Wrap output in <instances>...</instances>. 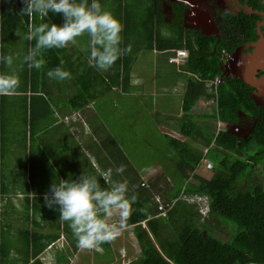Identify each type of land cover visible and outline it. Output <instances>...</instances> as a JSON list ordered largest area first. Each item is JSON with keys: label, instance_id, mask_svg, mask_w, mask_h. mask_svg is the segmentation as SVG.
<instances>
[{"label": "trees", "instance_id": "1", "mask_svg": "<svg viewBox=\"0 0 264 264\" xmlns=\"http://www.w3.org/2000/svg\"><path fill=\"white\" fill-rule=\"evenodd\" d=\"M120 1L121 9L129 13L133 0ZM241 1L254 10L264 11L263 0ZM88 2L90 4L91 0ZM163 2L164 0L134 1L136 5L146 7L143 20L138 21L139 23L135 21L134 25L139 29L141 26L146 29L142 36L147 39L150 49H186L187 61L184 69L193 75H190L183 95L184 122L180 128L181 136L168 135L166 143H162L161 149L155 154L159 161L167 163L168 171L165 174L150 173L147 176L149 186L146 187L143 181L145 178L136 174V164L129 155L126 140L118 139V167L125 166V163L129 165L121 176H125L124 182L128 185L129 195H137V202L132 205L133 214L126 225L131 226L135 232L141 253L129 264H264V183L255 180L251 173L255 163L263 164L264 172V106L257 105L252 97L256 89L240 78L224 77V81L211 93L215 99L214 119L221 123L218 131L204 135L190 117L200 96L206 95L208 82L221 72L222 51L234 53L238 46L256 41L259 38L257 24L262 17L257 13L248 14L244 10L230 14L229 17L225 15L222 33L217 36L186 28V4L181 1L173 4L168 21L162 9ZM24 7V0H0V56H12V65L15 63L18 68L10 73L12 65L8 66L0 61V74H21L18 86L20 90L16 89L11 96H0V161L5 159L2 153L6 143L4 136H10L9 117L20 116L25 127L20 133L10 136L13 143H33L39 136L44 144L42 135L48 133L46 124L50 115L54 118L53 106L67 108L55 101L51 94V86L59 84L61 87L62 81L49 79L46 75L55 66V61L60 62L63 59L62 51L65 49L44 50L46 71L29 69L23 59L29 47L35 44V41L22 39V35L27 34L29 23L62 24V16L49 13L45 21L39 16L29 18L20 14ZM126 18L129 26L130 14ZM164 27L170 30V35L163 34L161 30ZM19 37L22 46L20 45L17 56H13L9 49ZM139 42L137 37V43ZM260 74H264V66L261 67ZM69 80L74 84L79 81L76 78L65 81ZM126 82L125 78L120 79L124 90L129 88L125 86ZM81 97L83 93L78 91L68 101L67 106L89 105L95 99L93 94L84 95V99H80ZM240 110L254 122L246 137L229 131L246 124L243 116L239 114ZM18 135H22V139H18ZM196 143L206 147L205 157L213 162L209 172L203 169L201 161L204 155L195 150ZM30 148H33V144ZM44 166L46 167V163ZM188 168L193 177L188 175ZM32 170L31 164L30 174L27 173L29 178ZM63 175L65 180H69L67 174ZM96 177L100 180L101 187H107L100 178V173ZM244 179L249 181L248 186L241 187ZM8 180V184L12 186L18 182L14 175L12 178L8 177ZM54 182H61L59 175L56 179H51L50 188ZM33 188L34 199H42L45 193H50V188H43V192L40 187ZM9 189L4 182L0 191L2 195L7 194L6 197L3 196L7 204L0 203V264H44L39 255L48 244L43 242L47 236L39 230H31L30 225L18 227L14 233L9 226L8 211L10 208L15 211L11 200L15 190ZM157 194L162 196L167 207L165 215L159 208ZM194 194L208 196L210 210L207 216L199 212L197 204L194 208L185 199V196ZM27 201L29 204L30 197H27ZM140 208L146 209V213H140ZM219 220L234 227L228 240L213 233V221ZM35 222L39 224L38 221ZM144 222L146 226L143 225ZM7 231L12 232L6 235ZM58 237L59 234L55 233L46 239L50 241ZM73 248L78 250L77 243H74ZM16 250L18 255H14Z\"/></svg>", "mask_w": 264, "mask_h": 264}, {"label": "crops", "instance_id": "2", "mask_svg": "<svg viewBox=\"0 0 264 264\" xmlns=\"http://www.w3.org/2000/svg\"><path fill=\"white\" fill-rule=\"evenodd\" d=\"M134 1L138 0H133L129 13H125L121 9L120 0H98L104 10L112 13L123 25L121 47H126L129 44L132 46L131 53L118 59L109 70L99 71L89 66L88 56L90 51L88 47L89 37L87 34L77 38L75 45L62 51L63 65L55 61L56 64L53 68L62 66L71 73L72 78L79 79V81L77 84H74L69 80L64 81L61 87L59 84L51 86L53 99L58 103L64 104L67 108L53 106L55 115L51 119L47 130L49 133L52 127L56 128L57 132L53 134L49 140V145L45 148L47 152L45 167L47 173L46 181L48 183L47 185L42 184V189L45 187L46 190L50 188L49 182L51 179H56L57 175L60 176L61 180H65L63 174H67L69 180H79L82 175L97 176L101 171H105L108 168L115 170L118 167L116 146L119 138L113 128H108L109 122L114 123L112 117L119 110L127 111L128 113L134 112L135 105H137V112L146 109V100L149 98L152 100L154 98L156 112L159 113L161 111L163 115L162 119L161 115L157 116L154 120L157 126L155 129L156 131L158 129L162 137V143H166L168 135L171 137L181 136L180 128L184 122L183 95L187 90L189 77L193 74L185 70L184 66L173 62L172 58L177 56L186 57V49L165 51L150 49L149 44H147V39L142 36L145 34L144 30L146 31V29L143 26L139 29L134 25L135 21L139 23L138 21L143 20L146 7L144 5L138 6ZM175 2L180 1L164 0L162 3V9L168 21L172 12V6L176 4ZM204 6L206 7L205 4ZM240 9L238 10L240 11ZM207 10L209 12L211 11L209 7H207ZM128 14L131 16L129 26L127 23L128 19L126 18ZM196 15L200 17V13L197 11ZM60 22L63 23V17ZM214 26L219 29L217 25ZM185 27L204 32L203 28L186 25ZM161 31L166 36L170 35V30L166 27ZM218 35L220 34L218 33ZM137 37H139V43H137ZM21 41V39L19 40L17 38L14 44H20L22 46ZM250 48L252 50V46ZM9 52L13 56H16L19 48L18 50H14L12 47L9 49ZM10 70V73L17 71V64H13ZM43 70L46 71L44 68ZM121 78L127 80L125 86H129V88L127 90L125 89L126 91L120 84ZM210 82H208L209 89H207L206 95L200 96L190 115L204 135L215 131L213 129L214 123L212 122L215 120L214 106L210 114L208 110L211 105L209 100L215 103V99L211 93L215 91L217 86L213 87L210 85ZM65 91L70 96L63 100L66 97L64 96ZM78 91L83 93V97L80 99H84V95L87 94H93L95 99L89 105L74 106L70 104L68 107V101ZM197 108L200 109V113L198 114H196ZM239 112L244 113L243 117L248 116L242 110ZM141 117L146 118L148 121L146 115H142ZM217 124L219 125L217 127L218 131L221 128V123L217 121ZM177 126L178 131L176 130ZM242 127L244 125L237 128L244 129ZM237 128H232L229 131L233 133L232 131ZM238 135L244 137L243 135H246V130H241ZM196 147L195 150L197 151H202L200 150L201 148L203 150L206 149L205 146L199 145L198 143H196ZM4 165L5 161H0V191L3 189L4 182L10 189L16 191L18 189L16 186L8 184V175ZM125 167L129 168L128 163H125ZM128 170L127 172H129ZM113 178L118 181H124L125 177L114 174ZM3 196L6 197L7 194L4 193L2 195L0 192V203L7 204ZM27 197H30L29 204ZM11 200L14 203L12 207L15 208L16 212H20L24 206L28 207L30 205V211L34 213V219L30 222V229L39 230L47 236L43 239V242H47L48 244L39 255L44 264H129L140 256V244L136 240V234L131 226L126 224L123 227L118 226L119 234L110 243H104L92 250L78 248L75 251L73 245L77 243L76 238L68 226V222L59 220L60 213L58 205H53L52 208L47 207L44 197L42 199H34V192L32 191L27 194L19 193V198L15 197L13 199L12 197ZM33 204L35 209L33 208ZM190 205L195 208L194 203H190ZM198 209L201 213L200 207ZM38 215L44 218L41 219ZM113 218L110 222L117 223V219L113 220ZM35 220L39 224H36ZM15 224L17 225V222ZM143 225L146 226V223L144 222ZM55 233L59 234L56 240L49 241L46 239ZM128 235L131 239L130 243L125 242V237L128 238ZM59 246H62L61 251L58 250ZM133 251H135L134 254L132 253ZM81 254L90 255V258L86 259Z\"/></svg>", "mask_w": 264, "mask_h": 264}, {"label": "clouds", "instance_id": "3", "mask_svg": "<svg viewBox=\"0 0 264 264\" xmlns=\"http://www.w3.org/2000/svg\"><path fill=\"white\" fill-rule=\"evenodd\" d=\"M183 2L186 4V9L189 8L188 4ZM24 3L25 7L20 14L27 15L29 18L39 16L42 21H45L49 13L63 17L62 24L29 23L27 34L22 35V39L26 41H35L34 46L29 47L27 55L23 58L29 69L41 70L45 67L44 50L69 48L76 44L77 38L85 34L89 37L88 64L99 71L109 70L118 59L132 51L131 44L121 47L123 25L112 13L104 10L98 0H91L90 4L88 0H79V2L77 0H24ZM184 21L188 26L186 13ZM197 23L190 27L202 28ZM0 61L11 66L13 58L10 55L0 56ZM63 64L64 61L61 60L60 65ZM222 71L221 67L220 73ZM46 75L49 79L57 81L72 78L71 73L62 66L49 69ZM229 76L232 74L226 77ZM18 86L17 76L0 74V96L13 95ZM249 130H246V134ZM125 170V166L120 165L115 170L108 168L101 171L100 178L107 187H101L100 180L96 176L82 175L79 180H61L59 184L54 182L49 190L51 195L45 193V205L49 208L53 205L59 206V220L68 222L78 248L92 250L104 243H110L119 234L118 226L123 227L130 220L133 214L132 205L137 202V195L135 193L129 195L127 183L113 178L114 174L121 175ZM193 196L207 198L208 214L210 210L208 196L194 194L185 196V199ZM138 211L142 214L146 213L144 208ZM113 217L117 218V223L110 222Z\"/></svg>", "mask_w": 264, "mask_h": 264}, {"label": "rangeland", "instance_id": "4", "mask_svg": "<svg viewBox=\"0 0 264 264\" xmlns=\"http://www.w3.org/2000/svg\"><path fill=\"white\" fill-rule=\"evenodd\" d=\"M200 7L205 11L207 10L206 7L202 4H199ZM202 14V13H201ZM263 19V18H262ZM204 21L203 23H201ZM196 22H200L198 26H204V25H216V24H208L206 20H203L202 17H199ZM20 40V37L18 38ZM20 44H12V47L14 50H18ZM17 56V55H16ZM15 60L17 58H14ZM15 64V63H14ZM184 66V65H182ZM17 77L20 79L21 74H18ZM65 80L62 81V83ZM54 85V84H53ZM52 85V86H53ZM17 90H20V87L17 88ZM68 92H64V96H66L63 100L68 98L70 94L68 95ZM62 100V101H63ZM210 109L208 110L209 114L212 112L213 106L215 109V103L212 102V100H209ZM52 107V101L50 104V108ZM200 113V109L197 108L196 114ZM241 116H244V113L239 112ZM142 115H146L148 117V121L146 118L141 117ZM162 112L159 113L156 112V103L151 98L146 100V109L141 110L137 112V105H135V111L133 112H127L119 110L117 114H115L112 118L114 123L109 122L108 128H113L115 130L116 135L119 139L124 141V139L127 142V145L129 146V155L132 157L133 161L136 164V174L140 177H143V179L146 187L149 186V180L147 179V176H150V173H158V175L165 174L167 169V163H162L159 161V159L155 156L156 151L161 149L162 144V137L157 129H155L156 122L154 120L157 118V116H161ZM163 115L161 116L162 119ZM52 119V114L50 115V119L48 120L46 124V128H48L50 122ZM246 124L242 128H250L253 124V120L247 116L243 117ZM201 121V119H200ZM214 123V130H217V127L219 125L217 124L216 120L212 121ZM8 128H9V134L10 136L16 135L20 133L22 130H25V127L21 121L20 116H11L8 119ZM176 130L178 131V126L176 127ZM237 132H241V128L236 129ZM56 128H50L49 133H46L42 135V139L44 141V144L39 140L40 137H37V140H35L33 143H30V141H27L23 144V142L13 143L12 139L9 135L4 136L5 142L4 143V161H5V169L7 171L8 177L12 178L14 175V178L18 181L15 186L18 188L16 192L19 191V193H29V192H35L34 186L41 187L42 184L47 185V173L46 168L44 166V163H46L47 160V152L44 150L49 145V140L53 136L54 133H56ZM22 135H18V139H22ZM1 141V136H0ZM33 144V148L29 149L30 145ZM200 149V148H199ZM202 154L204 155L202 158V165H204L205 170L209 172V170L212 168L213 165L212 160L207 159L205 157V153L207 149L201 148ZM33 166L32 176L31 178L28 177L27 173L30 174V166ZM263 164H257L255 163L253 165L252 170V176L255 178V180L264 183V172H263ZM188 172V175L190 177L192 176V172L190 168L186 170ZM124 176V175H122ZM125 177V176H124ZM244 181V182H243ZM242 184H240L241 187L248 186L247 179H244ZM23 191V192H22ZM45 191V189H42V192ZM14 192L13 199L15 197L19 198V193ZM191 202L194 204H198L200 206V211L204 216H207V198L204 196H193L188 197ZM156 200L162 202V196L159 194L156 195ZM194 201V202H193ZM206 203V204H205ZM198 206V207H199ZM30 212V214H29ZM30 215V216H27ZM39 216V215H38ZM9 222V226L11 230H13V233L18 230V227H26L27 225H30V222L34 219V213L30 211V208L23 207L20 212L9 210L7 214ZM41 219L44 218L42 216H39ZM117 219L116 217L113 218ZM7 222V219H6ZM17 222V225L15 224ZM213 233L217 235L218 237L228 240L234 230V227L226 222V221H213ZM12 231H7L6 235H9ZM127 232V230H126ZM128 234V233H127ZM17 236V235H16ZM15 236L16 240L17 237ZM127 236V235H126ZM129 236V235H128ZM131 239L130 236L127 238L125 237V242L130 243ZM17 249V248H16ZM62 246L58 247V250L61 251ZM18 250V249H17ZM15 251V255H18V251ZM133 254L135 251L132 252ZM81 256L86 257V259L90 258V255L87 254H81Z\"/></svg>", "mask_w": 264, "mask_h": 264}, {"label": "water", "instance_id": "5", "mask_svg": "<svg viewBox=\"0 0 264 264\" xmlns=\"http://www.w3.org/2000/svg\"><path fill=\"white\" fill-rule=\"evenodd\" d=\"M244 8L248 14L258 13L249 5H244ZM260 14L263 19L258 23L259 38L254 42H249L237 47L232 54L233 57L230 63V69L232 76L242 79L256 89L252 97L257 105L264 106V74H260L261 67L264 66V33L261 28L264 25V11H261ZM202 28L206 34L218 35L219 29L214 25H204ZM250 46H252V50L245 52ZM232 132L237 135L240 133L237 132L236 129ZM248 134L243 136L246 137Z\"/></svg>", "mask_w": 264, "mask_h": 264}, {"label": "built area", "instance_id": "6", "mask_svg": "<svg viewBox=\"0 0 264 264\" xmlns=\"http://www.w3.org/2000/svg\"><path fill=\"white\" fill-rule=\"evenodd\" d=\"M178 1H185L188 4V7L186 9V14H187V22H188V26H192V24L197 23L196 20L199 19V17L196 15V10L202 14H200L199 16L203 18V20L208 21L209 23H212V18H211V13L208 10H203L200 5L195 4L194 2L190 1V0H178ZM203 22V21H202ZM201 22V23H202ZM200 22H198L197 24H201ZM208 23V24H209ZM232 60V54L228 51H223L222 54V61H221V67L223 68L222 73H219L216 78L211 82V85H218L219 83H221L222 81H224V77L228 76L231 74V69H230V63ZM172 61H175L178 64H183L186 60L185 57H173ZM159 208L161 209L162 214L166 213V205L159 201Z\"/></svg>", "mask_w": 264, "mask_h": 264}, {"label": "flooded vegetation", "instance_id": "7", "mask_svg": "<svg viewBox=\"0 0 264 264\" xmlns=\"http://www.w3.org/2000/svg\"><path fill=\"white\" fill-rule=\"evenodd\" d=\"M192 2H194L195 4H202V5H207V7L210 8V12L211 13V18H212V21L214 22V24H216L218 27H219V34L222 33V24H223V21H224V17L225 15L228 16L230 14H235V13H239L241 12L242 10H244V5H247L245 4L244 2H242L241 0H190ZM239 8L240 11L238 10ZM245 11V10H244ZM258 13V15L260 14V10H256ZM261 15V14H260ZM229 17V16H228ZM262 17V15H261ZM263 18V17H262ZM262 18L258 21V23L262 20ZM262 30H263V33H264V25L261 27ZM257 32H258V24H257ZM252 42V41H250ZM249 43V42H247ZM251 50L248 49L246 50L249 51ZM253 128L250 127L248 129H251ZM244 130H247L246 128H244Z\"/></svg>", "mask_w": 264, "mask_h": 264}, {"label": "bare ground", "instance_id": "8", "mask_svg": "<svg viewBox=\"0 0 264 264\" xmlns=\"http://www.w3.org/2000/svg\"><path fill=\"white\" fill-rule=\"evenodd\" d=\"M197 11V10H196ZM198 12V11H197ZM200 13V12H199ZM201 14V13H200ZM194 202V201H193ZM206 204V203H205Z\"/></svg>", "mask_w": 264, "mask_h": 264}]
</instances>
